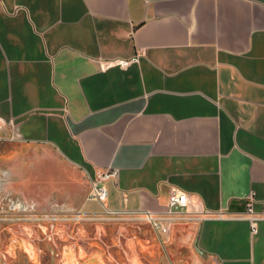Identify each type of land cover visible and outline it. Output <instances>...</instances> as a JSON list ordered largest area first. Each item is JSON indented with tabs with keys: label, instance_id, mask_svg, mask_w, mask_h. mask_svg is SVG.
<instances>
[{
	"label": "crops",
	"instance_id": "1",
	"mask_svg": "<svg viewBox=\"0 0 264 264\" xmlns=\"http://www.w3.org/2000/svg\"><path fill=\"white\" fill-rule=\"evenodd\" d=\"M0 127L88 178L116 169L110 210L165 212L175 185L194 212L253 195L260 213L264 0H0ZM257 228L205 217L185 239L213 264H264Z\"/></svg>",
	"mask_w": 264,
	"mask_h": 264
},
{
	"label": "rangeland",
	"instance_id": "2",
	"mask_svg": "<svg viewBox=\"0 0 264 264\" xmlns=\"http://www.w3.org/2000/svg\"><path fill=\"white\" fill-rule=\"evenodd\" d=\"M0 171L5 191L52 214L42 223L0 220V264H213L185 239L196 222L162 235L142 217L104 210L87 201L84 171L47 144L15 139L7 127H0Z\"/></svg>",
	"mask_w": 264,
	"mask_h": 264
},
{
	"label": "built area",
	"instance_id": "3",
	"mask_svg": "<svg viewBox=\"0 0 264 264\" xmlns=\"http://www.w3.org/2000/svg\"><path fill=\"white\" fill-rule=\"evenodd\" d=\"M142 52H139L132 60H116L109 64L120 65L122 67L128 66L132 61H138ZM4 172L0 171V220L10 219L15 217L26 216L29 220L35 223H42L51 219V213L38 211L35 204L24 201L13 196L4 189ZM118 171L116 169L98 171L95 177L89 176L91 190L87 197V201H95L101 204L104 210L111 213L128 212L147 220L152 227L162 235L170 233L171 227L180 222H199L205 217L225 218L234 215L236 217L248 219L253 226L254 232H257V222L264 219V209L258 213L254 209L255 198L253 195L249 196L247 201V209L243 213L231 214L230 212L220 209L217 211L205 210L202 213L191 210L192 200L187 192L178 186H171L168 209L162 213H156L149 210L139 211H114L107 207L108 190L105 186L109 179H116ZM202 214V215H201Z\"/></svg>",
	"mask_w": 264,
	"mask_h": 264
},
{
	"label": "flooded vegetation",
	"instance_id": "4",
	"mask_svg": "<svg viewBox=\"0 0 264 264\" xmlns=\"http://www.w3.org/2000/svg\"><path fill=\"white\" fill-rule=\"evenodd\" d=\"M93 264H97V263H93Z\"/></svg>",
	"mask_w": 264,
	"mask_h": 264
}]
</instances>
